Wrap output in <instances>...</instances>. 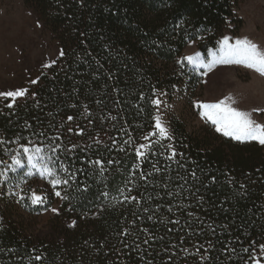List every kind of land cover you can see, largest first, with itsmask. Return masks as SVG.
<instances>
[{"label":"trees","instance_id":"obj_1","mask_svg":"<svg viewBox=\"0 0 264 264\" xmlns=\"http://www.w3.org/2000/svg\"><path fill=\"white\" fill-rule=\"evenodd\" d=\"M23 1L52 27L63 56L32 95L0 107V159L28 141L59 145L68 211L44 232L28 219L50 202L26 216L0 207V264H255L264 145L209 121L188 130L175 118L169 139L153 142L140 162L135 152L153 128L157 94H187L198 112L202 71L181 63L183 50L196 41L206 53L235 34L242 0ZM68 115L79 117V140L67 121L62 139L46 144Z\"/></svg>","mask_w":264,"mask_h":264},{"label":"rangeland","instance_id":"obj_2","mask_svg":"<svg viewBox=\"0 0 264 264\" xmlns=\"http://www.w3.org/2000/svg\"><path fill=\"white\" fill-rule=\"evenodd\" d=\"M236 16L241 19L242 24L235 34L225 35L230 38L229 42L234 43L236 39L247 37L264 49V0H242L236 8ZM220 46L219 43L215 49L203 53L198 47V42L191 41L185 46L182 55L186 57L200 52L204 64H208L213 59L210 52L218 53ZM61 53L63 51L58 36L52 31V27L47 21L41 17L35 6L29 5L23 0H0V92L25 90L24 95L16 97L14 100L11 97L0 96V107L14 106L23 101L29 93L32 95V91L42 75L61 62L63 56ZM190 66L202 71L203 91L196 104L197 102L216 103L225 97H231L234 101L233 107L251 113L253 120L264 124V75L243 64L236 63H216L210 69L195 68L191 64ZM186 96L187 94L169 97L165 93L156 95L154 100L159 99L162 103L159 107L154 104L153 128L146 132L135 145V152L139 145H148L141 149L144 153L143 156H138L136 152L139 162L151 144L161 140L158 132L157 135H150L157 131L155 129L157 115L161 117L169 134L170 123L175 118L184 122L188 130L208 121L206 118H202L200 114L202 109L198 108L199 110L196 112L195 108L191 109L186 105L184 100ZM68 117L58 125L52 135L42 137L46 144L53 143L54 138L61 136L65 131L63 123L67 121L71 122V129L76 132L75 135L79 140L81 133L79 117L78 120L72 116V119L69 120ZM214 127L216 129L215 125ZM145 137L148 139H144ZM29 142L26 145H29ZM20 146L17 149H19L21 159L25 161V164L15 172L9 170L6 176H0V207L19 210L26 216L28 208H32L33 205L44 206L45 203L50 202L48 209L39 213L38 216L33 214L28 222L33 226L32 228L44 232L50 228H57L56 219H61L62 215L68 211V208L64 207L63 201H65L69 184H61L54 188L49 182L50 177L41 176L35 169H31L27 165L26 156ZM55 155L59 156V152L54 154V159H56ZM5 161L9 165L12 164L11 157ZM62 162L57 160V172L61 178L69 179L70 172H63ZM63 166L65 167V165ZM4 168L5 165L0 164V171H3ZM29 172L32 174L29 175ZM127 184L121 189L123 193L130 194L131 187ZM56 191H59L61 195L56 196ZM33 192L45 196L46 200L43 203L33 204L30 199ZM258 258L260 264H264V256H261V251H259Z\"/></svg>","mask_w":264,"mask_h":264},{"label":"snow or ice","instance_id":"obj_3","mask_svg":"<svg viewBox=\"0 0 264 264\" xmlns=\"http://www.w3.org/2000/svg\"><path fill=\"white\" fill-rule=\"evenodd\" d=\"M230 38L225 36L222 41H220V49L217 52H210L213 57L212 61L208 64H204L201 53L196 52L193 55L186 56L183 61H187L189 64L193 65L195 68L204 67L210 69L216 63H236L243 64L248 68L254 69L260 74L264 75V49H261L257 44L249 40L247 37L242 39H236L234 43H230ZM63 54V53H61ZM24 89H17L15 91L0 92V96L11 97L13 100L16 97L24 95ZM153 104L159 105L162 103L161 100L156 99L152 101ZM234 101L231 97H225L224 99L216 103H202L197 102L196 106L201 111L202 118H206L213 125L216 126L218 132H222L225 136L232 137L238 141H257L261 145H264V124L258 123L251 118V113L241 111L238 108L233 107ZM11 107V105H9ZM259 111V110H257ZM69 120L72 119L71 116L68 117ZM155 129L150 133V135H158L161 139H169L170 134L167 127L164 125L161 117L157 115L155 117ZM144 139H148L145 137ZM3 143V141H0ZM23 154L26 156V163L31 169H35L41 176H47L51 179L49 182L55 188L58 185L69 183V179L61 178L57 172V160L54 159V154L59 148V145L55 147L37 145L29 142V145H21ZM148 147V145L141 144L137 147L136 152L138 156H143L144 153L141 149ZM175 152L172 153V156ZM12 164L9 165L6 161L0 160V164H4L5 168L0 171V176H6L7 171L11 170L13 172L17 171L19 168L23 167L25 161L21 159V153L16 150V154L11 156ZM92 163L102 166V161L96 160ZM63 172L68 173L67 167L61 165ZM32 173L29 172V175ZM70 175V174H69ZM71 178V177H70ZM56 196H60L59 191L55 192ZM104 195H107L105 193ZM66 198V197H65ZM23 199V197H21ZM30 199L33 204L43 203L46 200L45 196L37 195L35 192L32 193ZM53 211H56L53 209ZM261 256H264V245H261ZM247 251V249L245 250ZM40 260L41 257H35ZM253 259L255 264H260L259 258L253 253Z\"/></svg>","mask_w":264,"mask_h":264}]
</instances>
